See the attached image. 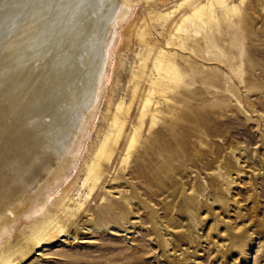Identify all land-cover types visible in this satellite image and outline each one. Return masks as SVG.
<instances>
[{"label":"rangeland","instance_id":"1","mask_svg":"<svg viewBox=\"0 0 264 264\" xmlns=\"http://www.w3.org/2000/svg\"><path fill=\"white\" fill-rule=\"evenodd\" d=\"M188 1L132 0L108 93L71 178L45 209L0 234V255L21 241L28 249L17 264H264V0ZM197 2H213L204 15L212 21L189 20L178 33L175 24ZM162 51L166 70L157 75L151 65ZM147 91L158 117L152 127L151 117L138 118ZM115 116L123 134L88 194V166L116 134ZM134 130L140 141L122 162L121 141ZM70 185L69 212L56 204ZM182 201L201 212L199 239L180 241L187 221L195 225L191 210H178ZM87 213L93 225L81 228ZM52 218L61 227L46 238L41 228Z\"/></svg>","mask_w":264,"mask_h":264},{"label":"bare ground","instance_id":"2","mask_svg":"<svg viewBox=\"0 0 264 264\" xmlns=\"http://www.w3.org/2000/svg\"><path fill=\"white\" fill-rule=\"evenodd\" d=\"M216 1L221 7L228 5V0ZM205 6L193 4L191 14H182L174 29L183 32L185 23L193 19L208 24L213 14L207 19L204 15L208 8L214 11V4ZM134 8L132 0H0V234L8 235L21 218L40 212L71 178L109 90L115 47L123 36L118 28L131 17ZM236 9L235 5L228 8ZM166 54L160 52L151 65L157 75L166 70L163 67ZM168 66L174 68V64ZM151 99L148 91L141 96L138 118L143 121L146 116L151 117L152 127L158 117L151 113ZM122 107L118 105V110ZM120 121V116L113 117L116 134L105 137L88 166L86 180H91L88 194L99 189V172L120 142L123 134ZM140 133L134 130L124 135L122 162L128 161L140 141ZM70 190L71 185L56 204L59 207L65 204L69 212L72 209L66 200ZM178 210L183 213L191 210L195 215L194 228L190 230L187 221L180 241L198 238L202 225L198 206L182 201ZM91 216L86 214L81 228L93 225ZM60 224L52 218L41 228L42 233L52 235ZM15 243L9 244L7 252L0 255V264H17L19 256L25 254L28 246L21 241ZM182 249L183 257L192 253Z\"/></svg>","mask_w":264,"mask_h":264}]
</instances>
